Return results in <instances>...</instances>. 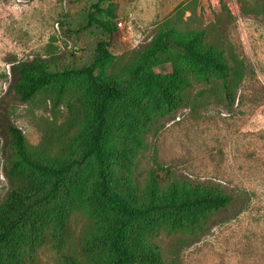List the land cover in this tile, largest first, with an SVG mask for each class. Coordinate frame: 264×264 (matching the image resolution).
Listing matches in <instances>:
<instances>
[{
    "label": "rangeland",
    "instance_id": "rangeland-1",
    "mask_svg": "<svg viewBox=\"0 0 264 264\" xmlns=\"http://www.w3.org/2000/svg\"><path fill=\"white\" fill-rule=\"evenodd\" d=\"M95 1L0 0V202L9 188L6 122L18 125L36 146L60 129L68 111L65 102L54 105L43 93L21 101L15 66L36 59L51 71L90 65L98 41L108 39L97 23L88 25ZM113 1L117 19L126 23L109 47L117 68L133 65L172 18L178 20L179 36L203 33L243 69L233 100L225 97L218 79L204 81L193 65L185 66L192 85L174 112L162 100H146L148 117L139 130L143 143L133 155L132 180L139 186L152 176L161 185L221 184L234 201L198 223L163 227L145 242L157 246L163 264H264V5H257L260 0ZM168 56L161 53L154 60L163 72L172 70ZM92 213L87 200L70 213L72 238L81 237ZM37 250L43 264L57 263L55 248Z\"/></svg>",
    "mask_w": 264,
    "mask_h": 264
},
{
    "label": "trees",
    "instance_id": "trees-1",
    "mask_svg": "<svg viewBox=\"0 0 264 264\" xmlns=\"http://www.w3.org/2000/svg\"><path fill=\"white\" fill-rule=\"evenodd\" d=\"M117 17L113 0L92 4L88 25L97 23L108 39L98 41L90 65L51 71L36 59L15 66L21 101L43 93L54 105L65 102L68 111L60 129L36 146L6 122L9 188L0 202V264H43L37 249L47 245L57 250L56 264H163L157 246L145 242L150 234L198 223L234 201L221 184L161 185L152 176L139 186L131 164L143 143L139 130L148 117L147 99L162 100L174 112L192 85L185 66L193 65L204 81L218 79L233 100L242 64H231L203 33L179 36L178 20L169 18L133 65L117 68L109 49L121 33ZM161 53L169 54V72L156 67ZM82 200L93 213L74 239L70 213Z\"/></svg>",
    "mask_w": 264,
    "mask_h": 264
},
{
    "label": "built area",
    "instance_id": "built-area-1",
    "mask_svg": "<svg viewBox=\"0 0 264 264\" xmlns=\"http://www.w3.org/2000/svg\"><path fill=\"white\" fill-rule=\"evenodd\" d=\"M117 25L121 30L126 27L125 21H123L121 18L117 19Z\"/></svg>",
    "mask_w": 264,
    "mask_h": 264
}]
</instances>
